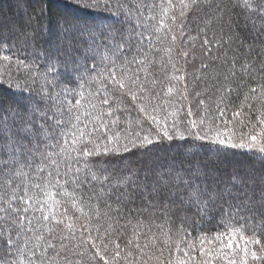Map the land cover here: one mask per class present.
<instances>
[{"label":"snow or ice","instance_id":"obj_1","mask_svg":"<svg viewBox=\"0 0 264 264\" xmlns=\"http://www.w3.org/2000/svg\"><path fill=\"white\" fill-rule=\"evenodd\" d=\"M70 2L115 19L58 20L48 51L38 21L0 36V264H264V179L171 160L141 181L103 159L191 138L264 160V46L237 30L264 35V0ZM189 213L215 224L193 237Z\"/></svg>","mask_w":264,"mask_h":264},{"label":"trees","instance_id":"obj_2","mask_svg":"<svg viewBox=\"0 0 264 264\" xmlns=\"http://www.w3.org/2000/svg\"><path fill=\"white\" fill-rule=\"evenodd\" d=\"M41 9L45 10L43 15H40ZM33 17L31 27H29L27 22L29 18ZM65 17L82 27L84 25H107L115 19V17L110 16L106 12L80 8L75 2H70V0H27L26 3L19 5L17 0H0V36L8 37L9 44L16 43L18 46L20 36L19 33L11 30L12 25L20 26L21 32L26 30L33 31L38 21L39 27L35 28L36 46L42 51H48L53 49V46L57 43V21ZM237 30L244 38L246 44L253 46L252 56L258 57L261 47L264 46V35L246 28L242 16L240 17ZM26 51L28 54L32 53L30 47ZM4 54L8 53L5 51ZM23 54L20 53L21 56ZM10 95L11 93L6 84L0 87V99H8ZM240 99H242V94ZM232 100L236 104L239 103L235 94ZM208 103L211 104L212 101ZM193 108L195 111V102H193ZM217 148L218 146L215 145L192 141L191 138L187 142L180 140L169 142L165 140L158 145L152 146L150 151L132 149L130 152L123 153L120 156L103 159L110 169H115L117 172H125L127 169L136 170L141 181L144 180L146 173H149L163 161L176 160L178 162L187 161L192 164L199 162L202 166L207 165L209 169L217 170L221 175H229L235 172L255 181L257 190L260 188L261 180L264 179V160L260 159L258 154L244 149L219 147V150H217ZM142 203L144 201L137 198L134 203L128 204L127 207L133 210L129 215L135 216L134 210ZM161 207V203H155L154 208L149 207L148 211L144 213V218L149 220V222L151 220L162 222L164 218L160 213ZM181 215H183V212L178 211L173 216L175 221L173 228L180 224L179 216ZM189 218V222L185 223L184 227L192 232L193 237L196 236L198 229L207 230L215 224V220L211 222L207 219L200 221L198 217L192 216L191 213H189ZM124 231L126 236L130 235L129 229ZM152 251L155 252L156 250L153 249ZM165 255H167V252H165Z\"/></svg>","mask_w":264,"mask_h":264},{"label":"rangeland","instance_id":"obj_3","mask_svg":"<svg viewBox=\"0 0 264 264\" xmlns=\"http://www.w3.org/2000/svg\"><path fill=\"white\" fill-rule=\"evenodd\" d=\"M193 152H195V151L193 150Z\"/></svg>","mask_w":264,"mask_h":264}]
</instances>
